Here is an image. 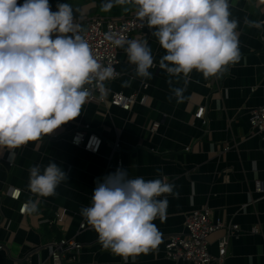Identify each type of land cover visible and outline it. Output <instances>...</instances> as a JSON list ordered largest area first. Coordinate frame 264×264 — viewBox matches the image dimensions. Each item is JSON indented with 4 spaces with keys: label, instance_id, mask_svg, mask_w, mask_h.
<instances>
[{
    "label": "crops",
    "instance_id": "0c3cea01",
    "mask_svg": "<svg viewBox=\"0 0 264 264\" xmlns=\"http://www.w3.org/2000/svg\"><path fill=\"white\" fill-rule=\"evenodd\" d=\"M58 3L72 7L78 31L86 28L88 17L97 14L94 8L90 13L79 11L73 2L51 1L52 11L58 10ZM229 4L230 18L239 22L240 59L219 78H206L196 70L187 76H170L160 67L166 50L152 35L155 29L148 27L129 39L146 41L150 47L157 64L149 68L152 77L138 76L120 47L119 76L107 83L106 90L108 94H147L145 104L124 110L109 102H87L77 118L50 134L20 147H0V264H52L47 243L62 235L83 243L78 257L67 258L63 264H174L164 252L168 236L183 231L186 212L204 205L212 208L215 218L238 223L243 229L230 239L225 264H264V236L250 231L259 223L264 232V191L255 190L257 177L264 189V138L252 134L249 122L250 110L264 103V0H229ZM174 88L183 89L181 98L173 95ZM202 104L205 124L195 116ZM155 121L160 125L152 129ZM86 124L103 139L98 153L71 143L72 133ZM227 144L232 148L225 151ZM50 162L61 167L67 179L53 195L33 193L28 187L29 168L39 165L43 171ZM118 167L127 169L132 178H164L173 185L172 194L160 197L168 200L164 218L153 221L160 242L127 261L103 249L97 233L80 214L82 207L91 206L96 178ZM16 187L22 190L19 200L6 194ZM250 196L255 202L243 210ZM25 202L29 206L23 214L20 207ZM55 210L63 211L64 221L49 226L43 218L53 216ZM82 221L87 227L80 230ZM221 235L217 231L211 238L214 254Z\"/></svg>",
    "mask_w": 264,
    "mask_h": 264
},
{
    "label": "clouds",
    "instance_id": "9594fccd",
    "mask_svg": "<svg viewBox=\"0 0 264 264\" xmlns=\"http://www.w3.org/2000/svg\"><path fill=\"white\" fill-rule=\"evenodd\" d=\"M115 5H131L155 29L152 35L166 50L160 67L170 76L196 70L219 78L240 59L239 22L230 18L229 0H105L101 10ZM57 9L51 10L49 0H0V147H20L74 120L90 95L85 85L98 81L102 87L112 78L114 68L101 66L78 33L72 7L58 3ZM105 38L124 48L138 76L152 77L154 61L146 41L110 33ZM172 92L179 99L183 89ZM66 179L55 162L43 171L34 165L28 187L49 196ZM172 193L173 185L164 178H132L118 167L96 178L91 206L80 214L102 248L127 261L160 242L153 221L166 214L168 200L160 197Z\"/></svg>",
    "mask_w": 264,
    "mask_h": 264
},
{
    "label": "built area",
    "instance_id": "2783aa9c",
    "mask_svg": "<svg viewBox=\"0 0 264 264\" xmlns=\"http://www.w3.org/2000/svg\"><path fill=\"white\" fill-rule=\"evenodd\" d=\"M148 28L147 22L140 20L135 13H122L117 15H91L87 19L86 28L78 31V33L87 41L90 49L101 66H112L114 72L112 78L102 82V87H98L101 82L92 81L85 85L90 91L87 102H102L111 103L124 110H131L137 104H145L147 94L138 92L125 93L122 91H113L110 94L106 93L107 83L119 76V50L120 47L115 46L112 42L105 38L106 34H113L115 36L123 35L127 39L139 31H145ZM157 67L153 62L152 68ZM144 87H148L145 83ZM86 102V103H87ZM206 111L205 105L198 106L195 112L196 118L200 119L202 123H206L204 118ZM249 122L252 134L260 135L264 138V103L250 110ZM160 123L153 122L152 129L158 128ZM71 143L76 146H82L86 150L98 153L103 143L102 137L90 130V124H86L83 128L76 129L70 136ZM119 143L114 145L115 148ZM232 148L231 144L224 146L223 150L227 151ZM190 146H186V150H190ZM13 157L10 159V164H13ZM118 164H123L122 159H119ZM262 181L260 178L255 179V190L263 192ZM8 196L15 200H19L22 190L18 187L12 188L6 192ZM255 199L250 196L249 201L243 204L242 209L254 203ZM29 204L23 203L20 207V212L25 213ZM43 221L49 226L61 224L64 221V213L60 210H55L53 216L44 217ZM87 224L85 221L80 223V230L85 229ZM242 228L238 223L225 222L222 218H215L213 216L212 208L209 205H204L201 208L193 209L185 214L184 229L181 232H175L168 236L164 252L167 259L174 262V264H211L217 262L218 264H225L228 256L230 239L238 236L242 232ZM217 231H222V235L218 239V250L214 254L210 250L211 235ZM252 233L261 234L264 236L261 225L255 224L251 230ZM52 264H63L67 258L76 259L80 254L83 243L74 237H53L48 243Z\"/></svg>",
    "mask_w": 264,
    "mask_h": 264
},
{
    "label": "rangeland",
    "instance_id": "374dc122",
    "mask_svg": "<svg viewBox=\"0 0 264 264\" xmlns=\"http://www.w3.org/2000/svg\"><path fill=\"white\" fill-rule=\"evenodd\" d=\"M49 2H51L49 0ZM79 4H78V10L79 11H88V13L91 12V10L94 8V11L93 12H98V13H101V12H104L101 10V6L99 5V0H79L77 1ZM69 3V2H68ZM130 14L132 13H135V8L132 7V9H130ZM120 60V58H119ZM213 234L211 235V238H212ZM210 238V239H211Z\"/></svg>",
    "mask_w": 264,
    "mask_h": 264
},
{
    "label": "trees",
    "instance_id": "16d2710c",
    "mask_svg": "<svg viewBox=\"0 0 264 264\" xmlns=\"http://www.w3.org/2000/svg\"><path fill=\"white\" fill-rule=\"evenodd\" d=\"M50 1L78 3L77 1H79V0H50ZM99 1H100L99 2V5L100 6H102V4L105 3V0H99ZM124 7H127L129 9L128 11H126V13H129L130 12V8L132 6L131 5H125V6L115 5L109 11H104V12H101V13H98V12L95 11V13L101 14V15H117V14H122L123 12H125L123 10Z\"/></svg>",
    "mask_w": 264,
    "mask_h": 264
}]
</instances>
